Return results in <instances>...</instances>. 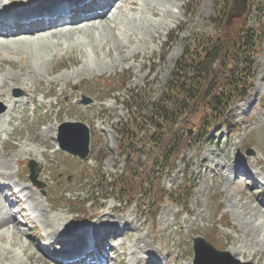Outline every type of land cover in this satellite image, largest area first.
Segmentation results:
<instances>
[{
  "label": "rangeland",
  "instance_id": "1",
  "mask_svg": "<svg viewBox=\"0 0 264 264\" xmlns=\"http://www.w3.org/2000/svg\"><path fill=\"white\" fill-rule=\"evenodd\" d=\"M15 1L22 7L20 0ZM115 1L118 8L105 14L113 24H95L63 38L44 36L32 44L9 46L11 50L0 45V90L5 95L0 97V104L9 110V123L0 132V163L5 162L2 170L6 171L0 176V185L26 188L24 195L31 196L36 204L26 200L11 209L7 204L18 200H9V194L4 193L8 188L1 186L4 194L0 193V215L9 208L14 217L13 224L0 227V264H54L43 244L35 246L36 238L39 234L46 236L45 244L51 230L75 227V216L68 211L74 205L67 200L70 198L89 202L85 208L91 207L90 214L104 205L92 226H97V220L112 209L122 210L115 206L124 207L125 211L113 214L114 217L133 227L136 220L144 222L142 233H138H149L152 248L159 254H168L173 261L179 259V264H192L191 242L195 237L226 252L231 260V252L241 248L243 256H234L237 262L264 264V37L254 90L235 107L233 119L241 128L233 132V127L229 131L218 128L205 139L196 140L200 114L188 116L183 129L189 130L190 135L184 138L195 141L183 152L186 160H177L167 176L157 175L152 180L164 196L166 190L182 186L180 181L183 183L189 172L190 180L197 186L190 199L181 200L180 207L170 202L157 205L147 202V195H140L136 184H130L123 194H115L108 182H93L95 176L112 177L124 168L117 153L116 128L129 117L126 104L130 99L121 90L139 89V96L145 99L157 97L186 45L201 36L216 34V27L221 31V23L232 37L242 24L255 25V19L263 21L264 0H249L246 14L228 26L225 20L230 0ZM0 4L9 3L0 0ZM21 7L11 13H24ZM257 8L261 9L259 13ZM26 69L32 75L26 76ZM15 73L21 75V83L7 80L6 86L5 78ZM14 91H20L22 96L14 97ZM30 98L34 102H29ZM84 98L90 103L84 105ZM63 122H81L88 127L89 152L85 161L56 147L57 128ZM30 160L36 163L42 188L28 181ZM184 193L189 195L190 188ZM18 197L22 199V195ZM102 197L111 199L101 201ZM20 210H24L23 215L14 213ZM106 228L105 224L103 231ZM84 230L90 233L91 228L81 227L78 231L75 227L71 234ZM135 239L116 240L123 242L124 250L113 242L112 246L119 248L114 264L138 261L139 255L132 254Z\"/></svg>",
  "mask_w": 264,
  "mask_h": 264
},
{
  "label": "trees",
  "instance_id": "2",
  "mask_svg": "<svg viewBox=\"0 0 264 264\" xmlns=\"http://www.w3.org/2000/svg\"><path fill=\"white\" fill-rule=\"evenodd\" d=\"M255 22L242 24L232 37L221 23V31L214 29L216 34L193 39L174 62L159 97L145 99L127 92L132 102L127 105L129 117L116 129L125 181L150 184L154 174L176 163L195 141L184 138L183 124L190 115L200 114L196 140L217 126L228 131L233 127L232 108L252 92L258 72L264 20ZM141 156L147 163L139 162ZM118 178L113 179L122 181ZM186 187L184 183L183 190L176 189L169 196L180 199Z\"/></svg>",
  "mask_w": 264,
  "mask_h": 264
},
{
  "label": "bare ground",
  "instance_id": "3",
  "mask_svg": "<svg viewBox=\"0 0 264 264\" xmlns=\"http://www.w3.org/2000/svg\"><path fill=\"white\" fill-rule=\"evenodd\" d=\"M20 1H21L20 4H22V7L21 5L14 3L11 0H8L9 6L0 4V27L6 26L7 20H16L15 26H17L14 29H11L10 31L0 32V45L5 48L9 46H14V45H20V44H30V43L32 44L35 42L34 40L42 39L44 36L45 37L51 36L53 38H58V37L63 38L66 36V34H76L78 32L80 33V32L86 31L87 30L86 28L95 27V24L97 25L113 24V22L109 21V17L105 16V14L111 9L118 8L117 1L113 2L114 0H111L109 2H106L107 0H87V1L68 0L69 2H73V4H70L74 7V9L71 10V13L74 14L73 17L64 23H59L57 21L50 20L48 24H44L43 22L38 23L39 22L38 18L44 16V14L46 13L45 9H47L46 7L52 6L48 1H45V0H40L38 2H36L37 0H20ZM102 2H105V3L102 4ZM119 2L121 3L122 0H119ZM13 4H15V6H13ZM99 5L101 6L100 8L103 9V11L100 14H97L95 13V8L98 9ZM132 5L134 4L132 3ZM108 6L109 8L106 9ZM10 7L13 9V12L15 11V9L20 8V7L25 9V12L24 13L19 12L16 14L11 13V10L9 9ZM94 20H98V21L95 22ZM111 27L115 29L114 25ZM26 35L29 37H26ZM56 43H57L56 45H60V42L56 41ZM30 47H32V45H30ZM29 71H30L29 69H26V76L32 75V71L31 72ZM7 80H10L14 84H20L21 75L16 74V73L10 74L4 80V84L6 86L9 85ZM0 97H5V95L2 93L1 90H0ZM43 97L45 96L43 95ZM29 102H34V101L32 100V98H30ZM12 106L10 107V109L12 108ZM8 113H9V110H5L0 115V132H3L4 125L9 123ZM1 139H2V135H0V140ZM0 144H1V141H0ZM4 163L5 162L0 163V176H4V174H6V171L2 170V168H4L2 166L4 165ZM15 164L17 163L15 162ZM2 187L8 188V190L4 192L9 191L10 189V186H7V185H2ZM2 187L0 185V193H3ZM19 189H20V193H22L23 195L21 201H23L24 203H27L29 201L30 204L36 205L34 203V200L31 198V196H28L27 194L24 195V191H26V188L20 187ZM10 197L13 198L14 196L11 195ZM14 204L18 206L19 202H14ZM7 205L12 208L11 204H7ZM6 210L7 211L4 214L0 215V227H2L8 222L13 224L12 220L14 216L13 217L11 216L10 214L11 211L9 212V208ZM121 211L122 210L117 211L115 209H112V212H110L109 215H106V216L104 215L99 220H97L98 222L97 226L96 225L92 226L90 233L87 230H84L81 233L71 234L72 232H74L75 227L68 229V230L62 227L51 230L47 234L48 239L50 240L49 241L47 240V242L44 244L43 247L48 251L49 255L52 258H54V261L56 264H70L73 261V258L77 256L78 254L77 251H79L83 243L85 241H90L91 239L90 237H92V239L94 240L97 237H101L102 242H106V246H108V248L115 253H117V249L116 247L115 248L113 247L114 241L121 240V238L122 239L124 238L125 239L126 238L135 239L136 238L135 239L136 243L133 245L132 254L134 257L136 255H139V257L136 258L138 259V261L135 264H139L140 261H145L146 264H161L156 259L163 260L165 264H174V263L179 264V261H180L179 259H176L175 261H173L168 254L166 253L159 254L160 251L156 252L152 248L150 244L151 241L148 242L149 233L148 234L138 233V231H141L140 228L144 227L145 225L144 222L143 224L139 222L138 220H136V222H134L135 225L133 227L129 222L121 218L114 217L113 214H118V212H121ZM44 215H45V212H42L43 217H45ZM99 215H101V213L94 214L96 219L99 217ZM122 215L123 214H120V216ZM35 216H38V215H35ZM79 220L81 219L78 218L75 221L79 222ZM105 224L107 227L106 229L108 230L103 231ZM109 229H112V231H110ZM154 238L155 236L153 235L151 237V240H153ZM118 243H119L118 247L124 250L123 242L121 241ZM68 244H72V246L76 244V249L74 251L70 249V247L68 249H65L64 247ZM261 251H262L261 253H264V247H263V250ZM235 253L240 255L241 257L243 256V251L241 248L234 249L233 252H231L232 264H244V262H237L235 260L234 258V256L236 255ZM56 260H60V261L57 262Z\"/></svg>",
  "mask_w": 264,
  "mask_h": 264
},
{
  "label": "water",
  "instance_id": "4",
  "mask_svg": "<svg viewBox=\"0 0 264 264\" xmlns=\"http://www.w3.org/2000/svg\"><path fill=\"white\" fill-rule=\"evenodd\" d=\"M248 0H231L226 25H229L234 18H240L246 13ZM5 110L0 107V114ZM58 143L62 150L85 159L88 153L89 135L85 125L81 123H63L58 129ZM30 170L29 179L33 184L39 186L35 181L34 163L28 164ZM194 264H230L229 256L225 252L214 250L201 238L193 240Z\"/></svg>",
  "mask_w": 264,
  "mask_h": 264
}]
</instances>
